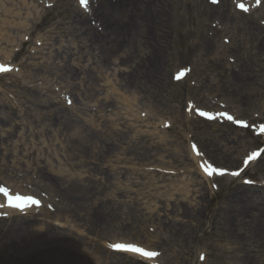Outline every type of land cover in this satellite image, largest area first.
<instances>
[{"label":"rangeland","instance_id":"374dc122","mask_svg":"<svg viewBox=\"0 0 264 264\" xmlns=\"http://www.w3.org/2000/svg\"><path fill=\"white\" fill-rule=\"evenodd\" d=\"M171 1L179 5V10L172 8L167 22L156 17L152 26V31L159 34L156 39L162 37L160 44L167 46L158 69L165 89L154 97L151 90L156 89L159 82L148 84L139 73L135 86L128 85L126 79L132 68L128 63H120L121 53L108 54L91 48L71 27L72 19L68 22L59 14L63 8L57 0H0V64L12 68L0 73V104L6 99L15 111L13 123L6 121L0 129V134L5 136L9 130L13 131L6 143L9 150L0 148V188L40 196L43 205L36 213H42L45 204L44 210L51 213L39 216L37 225L76 235L88 243L87 251L99 250L97 257L107 255L113 260L120 259L123 264H264L263 253L257 254L259 243L252 234L256 228L246 223L253 221L255 214H249L244 207L246 222L240 226L238 213L230 212L235 204L231 195L241 188L239 185L264 188V158L239 175H232L242 169L249 151L264 146L263 134L258 130L264 126V48L254 49V41L245 33L236 36L239 45L245 47L242 53L252 70L244 69L243 56L227 49L221 48L216 55L206 54V49L201 51L200 33L212 37L217 44L233 46L235 41L226 33L214 34L217 23L207 17L208 10L203 12L194 2L185 9V0ZM203 1L214 7L222 4L221 0L219 4ZM77 2L71 8H82ZM232 6L231 11H234L235 3ZM187 11L193 17L186 18ZM253 16L257 21L255 26L261 29L254 30L264 37V15ZM4 21L8 22L3 26ZM91 25L101 33L106 32L94 19L89 20L88 27ZM120 27L124 28L125 24ZM219 28L224 29V26L219 25ZM144 50L141 43L132 51L142 53ZM218 57L223 64L219 70L216 68ZM50 63L52 66L48 65ZM180 69H185L186 75L177 78ZM232 71L243 75V81L252 87L245 90L244 95L228 87ZM93 75L98 77L96 83H93ZM246 76L253 77L245 79ZM33 93L38 102L48 99L57 111L36 107L39 105L29 101ZM202 109L214 118L199 115ZM41 112H48L46 120H39ZM221 112L233 119L221 116ZM227 131L244 141L224 140L222 133ZM88 132L119 140L115 148L102 157L96 152L101 142L97 143L96 150L75 147L74 139ZM17 144L19 148L14 151ZM193 145L198 153H194ZM41 151L44 158L36 161ZM200 160L223 169L224 173L205 175L199 167ZM49 161L54 165L53 170L67 169H63L67 177L85 172L83 176L101 187V197L115 192L120 201L128 203L119 206L116 198L108 199L111 206L115 204L116 216L106 214L110 224L107 231L69 223L66 220L72 218L67 212L57 211L56 202H61L68 212L71 206L69 200L64 199L65 190H61V186L57 187L60 195L42 189L46 183L37 170ZM134 203L140 206V211L132 207ZM29 210L18 213L20 217L15 216L13 224H20L21 217L31 214ZM183 212L190 217L183 216ZM13 214L14 211L6 212L5 203L0 201V220H10ZM223 214L234 218L239 234L228 231ZM4 225L0 222V264H46L41 258L34 261L24 256L26 251L43 248V237L26 233L32 240L28 247L24 239L15 241L17 235L22 234L3 233ZM16 227L11 229L17 232L19 226ZM116 239L138 242L159 255L153 263L133 256L106 254L112 251ZM164 239L169 242L166 246L161 243ZM237 239L245 241L247 249L253 248L249 253L254 261L246 257L247 252L242 259L235 256ZM90 259L89 264H95V259ZM75 264L85 263L79 258Z\"/></svg>","mask_w":264,"mask_h":264},{"label":"bare ground","instance_id":"6f19581e","mask_svg":"<svg viewBox=\"0 0 264 264\" xmlns=\"http://www.w3.org/2000/svg\"><path fill=\"white\" fill-rule=\"evenodd\" d=\"M57 1H58V5L61 6V8H63V10L61 9L62 10L61 13L59 14H63V16H65V18L68 19V22H70L72 19L71 27L75 29V31L78 33L79 36H81L82 39L86 40L87 43H90L91 48L95 47L96 50L108 54L116 53V52L121 53L120 63L121 64L128 63L132 68L130 71H128L129 79L128 78L126 79L127 83H129L128 85L131 84L135 86V80L137 79V76L140 73V75H142L143 78L145 79V82H147L148 84H152L153 81L159 82L158 84L160 85H158L156 89L154 88L153 90H151V93L153 94L152 96L154 97L159 96V93H161V91L164 90L165 88L164 85L160 83V79L158 76L159 75L158 69H159V65L162 62L161 61L162 57L166 54L165 48H167V46L165 45V43H163L162 45L160 44V40L162 37H160V39L158 38V40L156 39L155 36L159 34L152 31L153 28L152 26H154V23H156V19H155L156 17L162 19L163 22L165 21L167 22L169 18L171 19V15H172L171 13H173L172 8L178 9L179 5H177V3H173L171 0H97V2H94L93 0V3L91 2V4H89L88 6L89 10L90 11L92 10V13L91 14L88 13V15H90L91 21L92 19H94L97 21V23L100 22V26L102 25L105 28L106 32L101 33L97 29H95V27L92 25L88 27L90 19L85 11H83L82 9L80 10L79 8L78 9L71 8V5L73 3H76V0H57ZM193 2L194 4L196 3V6L199 9H201L203 12L204 10L205 11L208 10L209 16L207 17H211L212 21L217 23V27H214L215 35L219 36L222 33H226L225 34L226 36L231 35V37L235 41L233 46L231 45L227 46L225 44H217V42L214 41L212 37L209 38L208 36L202 35V33H200V35L202 36L201 39L202 42H200L201 51L206 49V54L215 53L216 55L219 54L220 49L223 48V49H227V51H229L230 53L235 52L238 55L243 56L242 52H244L245 47L242 46L241 44L239 45L236 36L244 33L245 36H248L251 40L254 41L253 43L254 49L264 48V37L256 31V30L260 31L261 29L259 26L258 27L255 26V23H257V21L253 16V14L256 13L260 15H264V2L262 3L261 7H256L255 5H252L251 8L249 7V9H251L252 16H247L246 14L238 11H231L232 0L231 2H229V0H223L222 5L217 7H214L209 3H206L205 5V2L203 0H197V1L185 0V9L187 5ZM43 12H46V10L43 9ZM178 13L179 12H177V14ZM190 13L191 12L188 11L185 13L186 18L193 17L191 16ZM42 19L44 21V18ZM43 21H39V22L43 23ZM7 22L8 21H4L3 26L6 25ZM122 24H125V27L121 29L120 26ZM219 25L224 26V29L219 28ZM30 29H32V27ZM52 39L54 40V38ZM141 43H143V46L145 48V50L142 53H136L132 51L136 46L140 45ZM23 44H25V41L23 42ZM46 44H48V42ZM163 50L165 51V53L163 52ZM40 52L41 50L39 49V53ZM49 58L48 60L50 62H53L51 60L52 57L50 59ZM243 58H244V63H243L244 69L252 70L251 66L246 60L247 57L243 56ZM48 65L52 66L51 63ZM216 66L218 70L222 69L223 64L221 62V57H218ZM248 77L252 78L253 76L252 77L248 76ZM248 77L245 79H249ZM97 78L98 77L96 75H93L92 77L93 83H96L95 81H97ZM233 80L234 82L230 83V81ZM228 81H229L228 87H232V89H234L235 91H239V92L241 91L243 95L245 90L252 88L247 82L245 83L243 81V75L242 76L237 75L233 71L229 74ZM253 84H254V79H253ZM150 87L151 85L149 86V88ZM25 96L27 95L24 94L23 97L25 98ZM31 96L32 97L29 98V101L35 105L37 104L39 105L36 107L40 108L41 106H43L44 108L50 109L51 112L57 111L56 109H54L55 107L52 106L53 103L48 102V99L46 101L38 102L34 93L33 95L31 94ZM1 103H3L0 104L1 105L0 129L2 130L1 125L4 122L11 120V122L13 123V120H15L14 119L15 111L11 109L12 106L8 100L5 99ZM6 104H8L9 106H7ZM7 108H10L11 110L6 111ZM47 113L48 112H44V113L41 112V115H39V120L41 121L46 120L47 119L46 117L48 116ZM26 119L27 117H24L25 121ZM54 119L56 120L57 118ZM52 120H50V123H52L51 122ZM74 126L77 125H72V127ZM236 133L239 132L237 131ZM12 134H13L12 130H9L8 136L0 134V148L5 149V151L9 150L8 144L6 143L7 140L10 139V136H12ZM222 136L225 137L224 140H230L233 142L244 141V139L242 140L239 136L232 137L228 131L226 133H222ZM118 140L119 138L117 137L115 138L113 137V139L110 140L102 137L100 134L88 132L85 136L81 138L76 137L74 139V143L76 148L87 147L90 148L91 150H96L98 147L97 143L101 142L102 143L100 146L101 148L99 151L96 152H98L99 155L104 157L107 153H110L115 148L117 144L116 141ZM162 140H165L164 137H162ZM109 141L113 143H110ZM214 141L215 139L212 140L213 143H215ZM17 146L18 144L14 145V151H17V148H19ZM64 150L66 151L67 149L64 148ZM43 154H44L43 151H41V153H38L36 157V161H39V159H43L44 158ZM262 156L260 159L264 158V153L262 154ZM39 167L40 168L37 171L39 172L40 178L42 179V181H45L46 183L44 184L45 187L43 186L42 189H47L55 193V195L61 194V191L57 189L58 186L62 187L61 190L62 189L65 190L64 193L66 195V198L64 199L69 200L68 203H70L71 211L68 212L65 207H62L61 202H56L55 208L59 213L62 212L63 210L67 212V215H69L72 218L66 220L69 223L77 222L78 223L77 225L81 224L82 226L87 227L90 230L102 231L104 228L107 231L110 227L109 226L110 224L107 223L106 221V214L109 213L114 217L116 216L115 204L113 203V205L111 206L109 204L110 202L108 201V199H111L112 201L116 198L118 200L117 204L119 206L121 205L126 206L128 204L122 200L120 201L117 195L114 194L115 192L108 193V195H106L105 198L101 197V195L103 194L102 190L100 189L101 187H98L96 186V184H93L94 182L92 183L89 177H86L85 175L83 176V174H85L84 172L85 170H83L84 172L83 174L72 173L69 177H67L64 175V170L67 169L60 167L59 170H53L54 165L50 161L45 166L43 167L39 166ZM81 167H85V165L81 164ZM56 177H59V180H57ZM238 187L241 188H238V190L234 191V193L231 195L234 199L235 204L230 207L233 208L230 210V212L236 211L238 213L237 215L239 216V219H237V222L239 223L240 226H242V224L246 222L243 220L244 207L248 209L249 214L251 213L255 214L253 216L254 217L253 221L250 222L247 221L246 223H248V225L251 224L250 226L256 228V230L253 231L252 233L253 237L259 243V246L257 247L256 251L257 254L263 253L264 256V188L246 187L244 185H239ZM96 194H98L99 197H97ZM109 194H111L110 197ZM94 197L96 198L94 199ZM135 206L137 210L139 211L141 210L139 205L137 204L132 205L133 208ZM44 208L42 210L43 212L40 214L31 212V214L21 217L20 224L19 223L13 224V222L15 221L14 217L15 216L16 218L20 217V215L17 214L16 212H14L12 219L0 220V222L2 223L4 222L6 225L8 223H11L10 226L4 225L5 229L2 230L3 233L5 231V233H11L13 235L22 234L21 236L17 235L16 237L17 239L15 241H19V239L20 240L24 239L27 242L28 247H30L29 243L31 239L29 238V235L26 233L30 232L31 236L36 235L38 237L39 236L43 237L42 238L43 248L41 247L40 249H37L32 252L26 251L24 254L25 258H30L33 259L34 261H38V259L41 258L46 261V264H70V263L75 264L76 262L79 261L80 258L83 260L85 264H89L90 262L88 261V259L91 260L90 258L92 257L93 260L95 259L94 261L95 264H123V262L120 259L113 260L112 258L107 257V255L97 257L99 250L96 248H94V251L91 250L87 251L86 249L89 248L88 243L85 242L83 239L78 238L76 235H73L70 232L60 231L57 229L50 230V228L49 229L44 228V225L38 226L37 222L39 221L40 218L39 216L42 215L49 216V214L51 213L48 210H44ZM119 209L121 210V207ZM6 211L13 212L11 210H7V208ZM255 211H259V212L255 213ZM184 213L187 214V212H183L182 213L183 216L190 217V215H186ZM223 217L225 219V223H228L227 225V227L229 228L228 231L232 232V234L233 233H235L236 235L239 234L240 232H237V229L239 228H237V224L235 223L234 218H232L233 220L229 219L231 216L227 214H223ZM16 226H19L17 232L11 229V227H15L14 229H16L17 228ZM35 229L38 230L37 233L35 232ZM30 230H32L33 232H31ZM249 234H251L250 231ZM36 238L37 237H35V239ZM243 240H245V238ZM243 240L237 239V243H236L237 247H234V250L236 252L235 256L242 259L244 253L247 252L246 257L248 259L250 257L252 258L253 256H251L249 252L254 250L253 248L247 249L246 248L247 244ZM161 243L162 245L166 246L169 242L165 240L162 241ZM135 245L141 247L138 244ZM225 251L226 250H223V252ZM106 254L126 255L131 257L137 256L132 253L129 254L125 252H116V251L114 252L106 251ZM88 256L89 258H87Z\"/></svg>","mask_w":264,"mask_h":264},{"label":"snow or ice","instance_id":"6c2138e0","mask_svg":"<svg viewBox=\"0 0 264 264\" xmlns=\"http://www.w3.org/2000/svg\"><path fill=\"white\" fill-rule=\"evenodd\" d=\"M79 3L82 7L87 8L89 5V0H79ZM241 7H243L241 5ZM11 69L8 66H5L3 64H0V73H7L9 72ZM199 115L201 116H206L208 118H214L210 113L208 112H204V111H200ZM221 116L227 115V113H220ZM229 120H232L233 117L228 116ZM237 123H242V121H237ZM195 147V146H193ZM256 156V153L253 152L252 155L248 158L249 160L253 159ZM204 171L211 176L214 172H219L220 174L224 173L223 169H218V168H214L212 167L211 164H208L205 168ZM232 175H239V172H232ZM0 192H3V194L8 198V202L10 206H14L17 208L23 207L24 204L21 203V201L27 202V201H31L32 204H36L38 205L40 203L39 200L34 199L33 197H27V198H22L20 196H12L9 193V190L7 188H0ZM113 248L118 249V250H122V251H126V252H130V253H138L139 255L146 257V258H155L159 255V253L155 252V251H147L146 249L142 248V247H138L135 244H114L112 245Z\"/></svg>","mask_w":264,"mask_h":264}]
</instances>
